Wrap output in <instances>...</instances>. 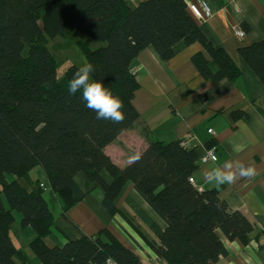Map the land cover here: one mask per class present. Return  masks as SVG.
<instances>
[{
  "label": "trees",
  "instance_id": "16d2710c",
  "mask_svg": "<svg viewBox=\"0 0 264 264\" xmlns=\"http://www.w3.org/2000/svg\"><path fill=\"white\" fill-rule=\"evenodd\" d=\"M74 31L86 36L78 45L86 63L94 66L92 79L123 100L122 123L96 119L80 92L68 94V82L79 69L75 65L57 80L58 64L47 41ZM91 39L102 44L91 50ZM179 42L202 47L192 63L204 80L216 84L240 76L238 64L207 40L184 0H145L134 8L125 0H0V264L25 260L9 235L14 213L20 214L21 228L33 230L29 247L40 264H138L132 251L107 232L51 246L53 216L40 181H31L29 173L35 168L44 172L63 215L84 197L73 180L77 173L102 190L104 209L118 214L101 172L119 177L121 170L104 148L138 119L132 105L139 87L132 61L148 47L168 61ZM238 55L264 86V42L241 47ZM182 142L151 143L125 177L166 224L157 231L158 244L146 242L161 262L214 264L227 255L222 237L246 245L254 226L216 191L189 181L198 157Z\"/></svg>",
  "mask_w": 264,
  "mask_h": 264
},
{
  "label": "crops",
  "instance_id": "0c3cea01",
  "mask_svg": "<svg viewBox=\"0 0 264 264\" xmlns=\"http://www.w3.org/2000/svg\"><path fill=\"white\" fill-rule=\"evenodd\" d=\"M125 1L134 8L145 0ZM198 1L184 0L187 6ZM203 1L212 14L197 20L198 25L214 47L224 49L238 64L240 76L216 84L200 77L192 63L193 55L203 51L198 43L175 44L168 61L162 60L152 47L141 51L131 65L137 71L139 85L132 99L138 119L104 148L121 170L116 180L106 171L101 172L119 213L110 215L102 205V190L77 173L73 180L84 197L63 215L44 172L35 168L29 173L31 181L39 180L43 185V199L53 216L52 233L47 239L51 246L61 247L68 240L107 232L132 251L138 264H164L146 242L158 244L157 231H164L166 224L134 190L124 171L148 151L151 143L184 141L198 158L213 143L216 158L207 164L198 162L192 177L194 186L216 191L232 211L240 212L254 226L246 245L222 237L227 255L214 264H264V247L259 248L264 245V86L238 55L239 48L264 42V0ZM236 28L245 32L244 38L236 37ZM234 113L237 116L232 117ZM237 160L254 167L255 174L219 188L208 184L209 170ZM20 184L29 188L25 180ZM15 220L14 217L13 225ZM13 225L10 238L25 258L16 264H40L29 247L35 236L33 230L21 228L20 221L14 229Z\"/></svg>",
  "mask_w": 264,
  "mask_h": 264
},
{
  "label": "clouds",
  "instance_id": "9594fccd",
  "mask_svg": "<svg viewBox=\"0 0 264 264\" xmlns=\"http://www.w3.org/2000/svg\"><path fill=\"white\" fill-rule=\"evenodd\" d=\"M93 72L94 66L91 63L81 66L68 82V94L75 96L80 92L86 107L96 113V119L122 123L125 119L123 100L102 82L92 79ZM255 172L254 167L246 166L241 161H226L209 170L206 179L212 188H219L241 178H250Z\"/></svg>",
  "mask_w": 264,
  "mask_h": 264
},
{
  "label": "rangeland",
  "instance_id": "374dc122",
  "mask_svg": "<svg viewBox=\"0 0 264 264\" xmlns=\"http://www.w3.org/2000/svg\"><path fill=\"white\" fill-rule=\"evenodd\" d=\"M85 39L86 36L78 31H74L73 34H71L68 37L58 36L52 39H48L46 48L48 49V51L50 52V54L58 64L56 69L57 80L60 81L64 78L66 70L69 66L75 65L77 68H80L81 66L86 64L84 55L81 52L78 45V42L84 41ZM101 44H102L101 42L91 39L88 47L89 49L93 50L98 48ZM26 53H27V48L24 47L22 54L26 55ZM14 217L16 220H15V224L12 227L13 229L17 225V222L20 221V214L14 213Z\"/></svg>",
  "mask_w": 264,
  "mask_h": 264
},
{
  "label": "built area",
  "instance_id": "2783aa9c",
  "mask_svg": "<svg viewBox=\"0 0 264 264\" xmlns=\"http://www.w3.org/2000/svg\"><path fill=\"white\" fill-rule=\"evenodd\" d=\"M188 9L196 20H204V19L210 17L212 14L209 5L203 0L198 1L197 4L190 3L188 5ZM235 35L237 38L242 39L245 36V32L240 28H236L235 29ZM136 72H137L136 69L131 70V73L133 75H135ZM208 133L212 134L213 132L211 129H209ZM182 144L186 145V142L183 141ZM215 158H216V148H215V146H212L210 148L205 149L203 155L198 158V162L200 164H207L209 162H213L215 160ZM189 181L192 184H194V180L192 177L189 178ZM42 186L43 185L41 184V187ZM106 264H114V263L111 260H107Z\"/></svg>",
  "mask_w": 264,
  "mask_h": 264
}]
</instances>
